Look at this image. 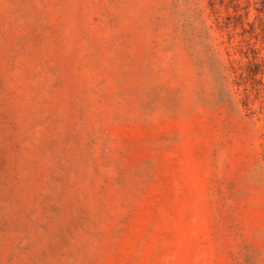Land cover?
Masks as SVG:
<instances>
[{"label": "rangeland", "instance_id": "rangeland-1", "mask_svg": "<svg viewBox=\"0 0 264 264\" xmlns=\"http://www.w3.org/2000/svg\"><path fill=\"white\" fill-rule=\"evenodd\" d=\"M209 3L0 0V264H264V0Z\"/></svg>", "mask_w": 264, "mask_h": 264}, {"label": "trees", "instance_id": "trees-1", "mask_svg": "<svg viewBox=\"0 0 264 264\" xmlns=\"http://www.w3.org/2000/svg\"><path fill=\"white\" fill-rule=\"evenodd\" d=\"M209 4L213 8L214 7V0H210ZM245 15H247V13H245ZM255 74H256V72L252 73L250 70L246 71V77L249 78V79L255 80V78H254Z\"/></svg>", "mask_w": 264, "mask_h": 264}]
</instances>
